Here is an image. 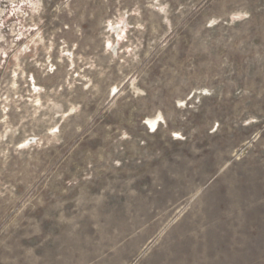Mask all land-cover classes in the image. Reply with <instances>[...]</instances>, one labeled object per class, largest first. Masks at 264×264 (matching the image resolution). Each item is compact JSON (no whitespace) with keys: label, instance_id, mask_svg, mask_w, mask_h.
Here are the masks:
<instances>
[{"label":"rangeland","instance_id":"374dc122","mask_svg":"<svg viewBox=\"0 0 264 264\" xmlns=\"http://www.w3.org/2000/svg\"><path fill=\"white\" fill-rule=\"evenodd\" d=\"M0 264H264V0H0Z\"/></svg>","mask_w":264,"mask_h":264}]
</instances>
